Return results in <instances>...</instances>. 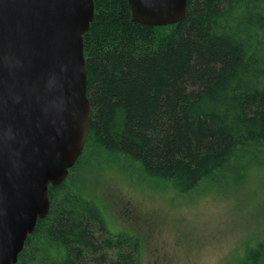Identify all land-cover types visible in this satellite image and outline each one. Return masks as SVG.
<instances>
[{"label": "trees", "instance_id": "1", "mask_svg": "<svg viewBox=\"0 0 264 264\" xmlns=\"http://www.w3.org/2000/svg\"><path fill=\"white\" fill-rule=\"evenodd\" d=\"M84 36L92 105L81 157L49 187L47 217L19 264H141L136 235L113 234L82 188L96 158L137 166L180 194L264 172V0H188L178 24L135 22L128 0H94ZM243 264H264V240Z\"/></svg>", "mask_w": 264, "mask_h": 264}, {"label": "water", "instance_id": "2", "mask_svg": "<svg viewBox=\"0 0 264 264\" xmlns=\"http://www.w3.org/2000/svg\"><path fill=\"white\" fill-rule=\"evenodd\" d=\"M187 1L128 3L135 22L163 27L185 18ZM95 11L94 0H0V264H19L50 212L49 187L85 148L92 105L84 36Z\"/></svg>", "mask_w": 264, "mask_h": 264}, {"label": "rangeland", "instance_id": "3", "mask_svg": "<svg viewBox=\"0 0 264 264\" xmlns=\"http://www.w3.org/2000/svg\"><path fill=\"white\" fill-rule=\"evenodd\" d=\"M80 176L110 231L140 238L141 264H243L264 240V172L257 169L241 183H203L187 194L123 160L96 158Z\"/></svg>", "mask_w": 264, "mask_h": 264}, {"label": "clouds", "instance_id": "4", "mask_svg": "<svg viewBox=\"0 0 264 264\" xmlns=\"http://www.w3.org/2000/svg\"><path fill=\"white\" fill-rule=\"evenodd\" d=\"M58 87V82L54 78H49L48 80L45 81V89L49 92L55 91L56 88ZM52 103L50 104L51 107Z\"/></svg>", "mask_w": 264, "mask_h": 264}]
</instances>
